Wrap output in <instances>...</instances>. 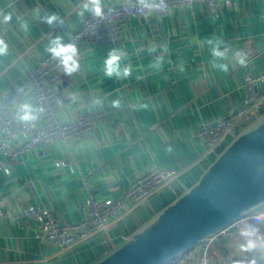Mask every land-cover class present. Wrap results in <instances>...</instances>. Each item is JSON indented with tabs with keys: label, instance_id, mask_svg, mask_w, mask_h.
<instances>
[{
	"label": "crops",
	"instance_id": "0c3cea01",
	"mask_svg": "<svg viewBox=\"0 0 264 264\" xmlns=\"http://www.w3.org/2000/svg\"><path fill=\"white\" fill-rule=\"evenodd\" d=\"M115 2L0 0V101L95 8ZM214 48L224 57H214ZM113 50L123 54L120 67H128L129 75H105L104 62ZM79 61L77 77L59 85L67 95L59 116L93 114L97 122L69 144L57 139L36 146L19 155L9 173L0 172V207L13 217L0 220V264H91L112 248L105 232L96 231L59 249L36 238V221L22 214L26 206L44 203L58 221L80 220L81 177L103 199L120 196L151 167L177 170L170 185L118 217L108 231L117 237L131 234L172 201V186L181 193L192 185L230 140L208 151L197 128L241 105L246 72L264 73V0H219L213 13L204 2H193L168 15L129 17L116 40L82 41ZM66 158L72 169L55 166ZM263 240L264 223L251 244L238 245L234 236L223 239L216 264H243L247 255L252 261L254 252L264 249Z\"/></svg>",
	"mask_w": 264,
	"mask_h": 264
},
{
	"label": "built area",
	"instance_id": "2783aa9c",
	"mask_svg": "<svg viewBox=\"0 0 264 264\" xmlns=\"http://www.w3.org/2000/svg\"><path fill=\"white\" fill-rule=\"evenodd\" d=\"M219 0H116L107 7L96 8L85 17L80 26L64 40L54 44L49 51L29 67L21 83L15 85L0 101V172L9 173L16 158L40 145H50L55 140L69 144L97 122V116L86 114L73 119H61L59 107L66 99V93L59 88L64 78L74 79L81 72L79 44L86 39L94 41L116 40L127 25L129 17L146 19L154 13L168 15L173 8L193 2H204L211 13L218 9ZM229 4L230 0H222ZM72 45L76 49L75 71L69 72L61 57L55 55L53 47ZM245 97L240 106L222 117L202 122L196 136L208 151L216 150L229 136L232 139L239 131L255 121L264 112V73H245ZM57 168H73L69 159L55 161ZM177 170L154 166L125 187L116 198H96L92 188L81 177L85 199L81 206L82 217L76 222L66 223L53 217L44 204L28 205L23 216L37 223L35 237L43 239L59 249H68L78 241L88 238L96 231L105 232L111 247L126 236H112L108 233L118 217L130 207L141 204L155 194L161 186L170 185ZM174 197L179 193L172 186ZM12 220L0 207V220ZM264 223V207L241 215L226 227L208 236L200 243L180 255L183 264H216L215 253L223 239L237 238L239 244L255 241L257 227ZM264 241V240H263ZM254 252L251 263L262 264L264 249ZM230 261V255L225 257Z\"/></svg>",
	"mask_w": 264,
	"mask_h": 264
},
{
	"label": "water",
	"instance_id": "95a60500",
	"mask_svg": "<svg viewBox=\"0 0 264 264\" xmlns=\"http://www.w3.org/2000/svg\"><path fill=\"white\" fill-rule=\"evenodd\" d=\"M264 207V112L198 179L91 264H164L235 219Z\"/></svg>",
	"mask_w": 264,
	"mask_h": 264
},
{
	"label": "clouds",
	"instance_id": "9594fccd",
	"mask_svg": "<svg viewBox=\"0 0 264 264\" xmlns=\"http://www.w3.org/2000/svg\"><path fill=\"white\" fill-rule=\"evenodd\" d=\"M94 4H98V0H93ZM96 12L99 13L100 9L97 7ZM11 17L10 15L4 16V20L7 21ZM52 51L55 55L58 57H61L64 62L66 63L69 72L75 71L77 67V63L75 60V55H76V49L72 45H59L57 44L56 47L52 48ZM122 53L113 50L112 52L109 53V56L106 58L104 62V72L105 75L108 77H112L113 75L117 77H124L130 74V69L128 67H124L121 69L120 67V60L122 59ZM212 55L217 58H223L224 53L217 50L216 48L213 49ZM162 59V58H159ZM243 62V61H241ZM221 68H224L226 70V65H220Z\"/></svg>",
	"mask_w": 264,
	"mask_h": 264
},
{
	"label": "trees",
	"instance_id": "16d2710c",
	"mask_svg": "<svg viewBox=\"0 0 264 264\" xmlns=\"http://www.w3.org/2000/svg\"><path fill=\"white\" fill-rule=\"evenodd\" d=\"M179 258H180V255L169 259L164 264H179ZM241 260H242L243 264L251 263V259H250L249 255L242 257ZM261 263L264 264V262H261Z\"/></svg>",
	"mask_w": 264,
	"mask_h": 264
},
{
	"label": "rangeland",
	"instance_id": "374dc122",
	"mask_svg": "<svg viewBox=\"0 0 264 264\" xmlns=\"http://www.w3.org/2000/svg\"><path fill=\"white\" fill-rule=\"evenodd\" d=\"M226 138H229V136H227ZM226 138H225V139H226Z\"/></svg>",
	"mask_w": 264,
	"mask_h": 264
}]
</instances>
